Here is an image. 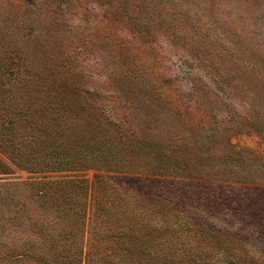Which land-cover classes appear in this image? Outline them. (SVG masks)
<instances>
[{
	"label": "rangeland",
	"instance_id": "374dc122",
	"mask_svg": "<svg viewBox=\"0 0 264 264\" xmlns=\"http://www.w3.org/2000/svg\"><path fill=\"white\" fill-rule=\"evenodd\" d=\"M37 76L63 86L73 107L90 98L109 121L106 157L88 163L98 169L52 176L79 180L71 200L87 199L69 238L51 224L57 262L131 264L107 253L131 246L110 233L117 194L129 191L128 212L134 189L168 264H264V0H0V90L19 106ZM10 172L0 192L10 183L29 203L21 184L35 175ZM173 191L180 199L161 197ZM11 214L0 204V264L36 239Z\"/></svg>",
	"mask_w": 264,
	"mask_h": 264
},
{
	"label": "trees",
	"instance_id": "16d2710c",
	"mask_svg": "<svg viewBox=\"0 0 264 264\" xmlns=\"http://www.w3.org/2000/svg\"><path fill=\"white\" fill-rule=\"evenodd\" d=\"M36 79L42 81L41 87L36 86L38 88L23 90L25 97L23 104L19 106L11 96L9 98L10 91L0 90V174H11L10 169L15 168L35 175L21 184L28 190L29 203L24 199H17L20 194L16 195L13 189L9 188L10 183H5L3 192H0V204H5L12 212L11 220L25 222L27 230L36 237L29 247L9 252L7 259L11 264H19L23 257L36 262V264H72L60 263L55 260L54 256L51 257L49 249L51 250L52 242L57 239L53 235L51 224H59V228H57L58 225L53 227L58 229L60 238L64 240L69 238L72 225L76 222L84 224L83 210L87 199L83 198L85 202L71 200L80 186L79 180L52 176L84 171L87 168L98 169L95 166H88V163H93L94 160L104 157V143L100 140L99 135L100 133L105 134L108 129L106 124L109 121L104 116L100 118L98 113L95 115L94 111L97 108L94 109L90 105L91 103L88 102L90 98L73 107L66 101L68 95L62 90L63 86L58 84L54 86L51 83L47 88L44 81H47L48 78L37 76ZM6 94L7 100H4ZM18 100L20 101V98ZM27 100L33 101L34 104H31V107L26 105L28 104L25 102ZM40 100L42 102L37 104ZM83 112L84 117H80V113ZM203 187L209 189L213 187V184L204 183ZM121 189L124 188L121 187ZM15 190L19 192L20 188H15ZM133 191L138 203L133 205L130 210L127 209L128 212L123 207L129 201V191L117 194L119 201L123 200L122 203L120 201V209H113L118 216L119 231L115 235L110 233L112 237H117L121 243L131 246L127 250L113 249L112 253H107V257L128 256L133 259V261H129L131 264H168L171 260H166L165 257H170L169 250L163 246V243L160 249L153 246V238L156 235H153L150 232L151 229L146 227L143 220V209H139L146 204L142 201L144 195L139 190L133 189ZM142 191L148 194L147 201H152L153 197L155 198V195L151 194L149 190L143 188ZM98 193L99 190H96V195ZM161 197L166 199L165 201L180 199L176 191H173L168 197ZM161 197L160 199H162ZM96 201L97 212L104 213L102 210L105 209V202ZM30 203L33 205L32 209L28 205ZM75 205L76 207L73 208ZM174 205H179V200ZM34 215L36 218L33 217ZM41 222L46 223L45 228L40 224ZM95 232L97 233V231ZM80 252L81 250H78L77 254ZM149 252L150 259H156L143 261V256H148ZM97 256H100L99 253L95 255V257ZM97 260L90 261V264H104L101 257ZM126 264H129L128 261Z\"/></svg>",
	"mask_w": 264,
	"mask_h": 264
}]
</instances>
